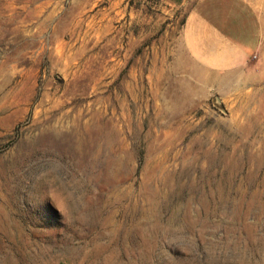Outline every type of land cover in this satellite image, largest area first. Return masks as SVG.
<instances>
[{"label": "rangeland", "instance_id": "rangeland-1", "mask_svg": "<svg viewBox=\"0 0 264 264\" xmlns=\"http://www.w3.org/2000/svg\"><path fill=\"white\" fill-rule=\"evenodd\" d=\"M189 8L0 0V264H264V40L173 70Z\"/></svg>", "mask_w": 264, "mask_h": 264}, {"label": "crops", "instance_id": "crops-1", "mask_svg": "<svg viewBox=\"0 0 264 264\" xmlns=\"http://www.w3.org/2000/svg\"><path fill=\"white\" fill-rule=\"evenodd\" d=\"M161 1L170 8L192 7L177 35L163 45L162 55L171 58L173 70L180 69L185 56L195 64L203 63L205 55L208 66L204 70L214 71L213 65L220 64L236 75L244 70L254 49L262 45L264 0Z\"/></svg>", "mask_w": 264, "mask_h": 264}]
</instances>
